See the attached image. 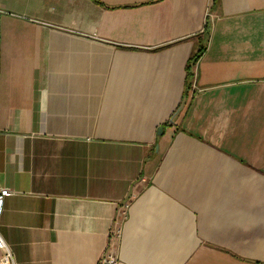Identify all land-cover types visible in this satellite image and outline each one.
<instances>
[{"label":"crops","instance_id":"0c3cea01","mask_svg":"<svg viewBox=\"0 0 264 264\" xmlns=\"http://www.w3.org/2000/svg\"><path fill=\"white\" fill-rule=\"evenodd\" d=\"M0 183L17 264H264V0H0Z\"/></svg>","mask_w":264,"mask_h":264},{"label":"built area","instance_id":"2783aa9c","mask_svg":"<svg viewBox=\"0 0 264 264\" xmlns=\"http://www.w3.org/2000/svg\"><path fill=\"white\" fill-rule=\"evenodd\" d=\"M15 193L11 188L0 183V217L4 210L5 199ZM119 235V233H118ZM0 264H17L12 248L6 243L0 234ZM98 264H120V259L113 253V246L109 245Z\"/></svg>","mask_w":264,"mask_h":264},{"label":"trees","instance_id":"16d2710c","mask_svg":"<svg viewBox=\"0 0 264 264\" xmlns=\"http://www.w3.org/2000/svg\"><path fill=\"white\" fill-rule=\"evenodd\" d=\"M208 30L207 28L203 32V35L200 36L201 43L199 44V48L194 51L191 56L189 57L188 63H187V75H186V90L187 92L189 89L192 87V81H193V72L192 68L195 65V63L199 60L200 56L202 55L204 49H205V44L208 39ZM185 90V91H186Z\"/></svg>","mask_w":264,"mask_h":264}]
</instances>
